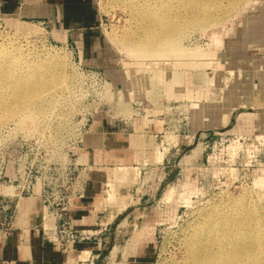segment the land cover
Segmentation results:
<instances>
[{"label":"rangeland","instance_id":"374dc122","mask_svg":"<svg viewBox=\"0 0 264 264\" xmlns=\"http://www.w3.org/2000/svg\"><path fill=\"white\" fill-rule=\"evenodd\" d=\"M122 1L128 0H92L95 21L68 31L54 26L52 17L0 13V42L17 46L28 62L63 61L68 78L43 94L45 105L27 124L17 115L0 127V151L14 150L22 173L33 164L34 193L22 198L41 208V187L49 183L52 193L62 187L74 207L94 169L79 156L94 119L120 123L140 147L135 161L147 160L134 166L124 161V167L115 157L97 165L113 169L96 170L88 209L112 215L127 205L103 220L108 229L98 235L102 246L93 251L99 253L94 263L130 264L143 243L146 264H186L187 241L210 215L264 200V0H215L218 19L189 24L178 47L161 58L132 55L111 38L120 40L135 21ZM27 27L36 30L22 34ZM152 124L162 131L147 140ZM152 161L164 164L158 169ZM26 180L20 177V185ZM109 192L113 203L106 200ZM19 206L22 212L29 207Z\"/></svg>","mask_w":264,"mask_h":264},{"label":"bare ground","instance_id":"6f19581e","mask_svg":"<svg viewBox=\"0 0 264 264\" xmlns=\"http://www.w3.org/2000/svg\"><path fill=\"white\" fill-rule=\"evenodd\" d=\"M123 3L129 4L125 10L135 13L132 29L129 26L131 30L127 29L120 40L114 33L110 35L132 55L166 56L174 51L178 38L189 24L202 25L218 19L213 16L218 8L215 0H128ZM176 11L187 15L179 17ZM8 23L16 30L20 27L12 24L11 19ZM35 30L27 27L22 34ZM22 55L17 46L0 42V127L17 115L19 123L27 124L32 120L31 112L45 105L44 98L41 99L43 94L63 86L68 79L63 61L28 62ZM146 61L140 62L147 64ZM256 113L261 120L263 116ZM33 120L36 123L37 118ZM172 189L167 190L168 194ZM187 248L186 264H264V200H253L250 204L210 215L206 224L192 233Z\"/></svg>","mask_w":264,"mask_h":264},{"label":"crops","instance_id":"0c3cea01","mask_svg":"<svg viewBox=\"0 0 264 264\" xmlns=\"http://www.w3.org/2000/svg\"><path fill=\"white\" fill-rule=\"evenodd\" d=\"M18 1L0 0V13L2 15L13 16V18H15L14 15H17V13L23 16H26L25 14H32L43 18L52 17L54 26L58 25L61 29H67L66 31L70 28L83 29L86 25H90L93 20L95 21V10L92 0H24V5L21 8L18 6ZM60 34H65L67 37V33L65 32L62 33L61 31ZM119 125L120 123L118 122H103L96 117L93 121L90 135L87 137L88 141L84 139L86 140V146L80 151L79 156L86 160L89 165H94H90L94 169L87 176L84 198L76 200L75 206L72 207L69 213L77 228L92 229V226H100L95 230L101 231L100 234L107 233L106 231L103 232V228L104 225H107L108 220H103L106 216L113 220L117 216L116 212L125 209L127 205V203L122 206L118 205L112 211L115 215H98L88 209L89 202L94 198L93 188L99 175V171H96L100 167L97 166L99 163L101 164L105 160L109 161V159L116 157L119 163L123 162L120 165L126 167L125 162L131 163V166H134L133 164L144 165L143 161L147 160L144 157L141 161H135V157L137 155L140 156V147L138 146L137 148V144L132 141L130 134L120 131L123 128L119 129ZM151 126L144 134L147 140L149 139L148 137L156 138L157 133L162 131L158 126L156 127L153 124ZM154 131L156 132L154 133ZM145 141L143 144L146 143ZM128 159L129 161H126ZM151 163H153V167H157L158 169L160 165L164 164L159 161H152ZM111 168L106 166L101 169L110 171ZM109 178L108 173L106 179L108 180ZM108 195L106 198L107 202L113 203V193L109 192ZM33 200V198H22L20 200L19 204L23 202L29 207H26V211L22 212L19 206L18 212L12 215L10 219L9 231L5 235H0V264H2V261H9L10 264H65V256L60 249L43 239L41 225L44 215H42L38 203ZM106 212H109L107 208ZM142 245H145V247ZM101 246V243L97 240L78 243L72 252V258L75 260L79 256L80 259L86 260L90 249L100 251ZM146 248V244H139L136 250L137 255L135 254V258H133L130 264H146L143 252L147 250ZM81 250L83 251L81 252Z\"/></svg>","mask_w":264,"mask_h":264},{"label":"built area","instance_id":"2783aa9c","mask_svg":"<svg viewBox=\"0 0 264 264\" xmlns=\"http://www.w3.org/2000/svg\"><path fill=\"white\" fill-rule=\"evenodd\" d=\"M92 118V117H91ZM89 116L84 123L86 129L88 122L91 120ZM82 134V133H81ZM80 134V135H81ZM79 138V136H78ZM79 141V140H78ZM83 145V144H82ZM84 147V145H83ZM82 147V148H83ZM81 148V147H79ZM19 159L15 157V151L8 148H1L0 151V235H5L10 229V219L12 215L18 212L19 202L22 199V194L34 193L35 185L33 181L34 167L29 163L24 173L20 171ZM80 169L85 168L82 163H79ZM81 171V170H80ZM80 173V172H78ZM27 178L21 185L19 178ZM78 179V178H77ZM61 187V186H60ZM4 188L6 190H4ZM42 206L41 211L43 217L41 225V233L43 239L56 246L65 256V264H72L73 261L80 264H95L94 258L99 253L94 254L93 250H89L86 260L80 259L78 256L75 260L72 258V252L78 243L84 241L97 240L100 243L102 238L98 237L101 231L89 228L75 227L70 218V210L72 209L73 198H66L63 195L62 187L60 192L52 193V187L49 183L42 184ZM54 194V195H52ZM83 193H78V198H82ZM76 199V198H75ZM69 203L70 208H66L65 204ZM62 204L61 208L56 207ZM107 225H104L103 230L106 231ZM103 231V232H104ZM83 250H81L82 252ZM2 264H10L9 261H2Z\"/></svg>","mask_w":264,"mask_h":264}]
</instances>
